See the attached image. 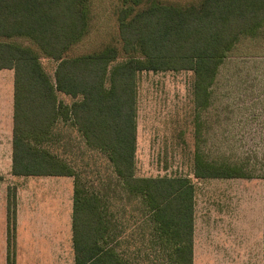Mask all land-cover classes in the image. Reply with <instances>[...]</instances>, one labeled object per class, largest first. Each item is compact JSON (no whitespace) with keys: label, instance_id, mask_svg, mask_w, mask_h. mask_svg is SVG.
I'll use <instances>...</instances> for the list:
<instances>
[{"label":"trees","instance_id":"trees-1","mask_svg":"<svg viewBox=\"0 0 264 264\" xmlns=\"http://www.w3.org/2000/svg\"><path fill=\"white\" fill-rule=\"evenodd\" d=\"M88 1L0 0V69L14 72L12 173L75 177L67 163L42 148L64 109L86 144L108 155L126 190L142 196L158 239L172 246L170 262L193 264L194 184L187 177L135 174L138 76L191 71L195 109L207 108L228 53L242 36H256L264 28V0H202L187 6L152 0L133 16L131 7L123 8L119 35L128 58L113 67L119 56L114 47L66 57L88 32ZM129 1L139 6L146 0ZM16 37L56 61L54 79L37 51L10 41ZM59 93L75 101L66 105ZM193 173L197 179L245 177L239 168L215 165L198 153ZM73 199L75 264H127L107 243L110 224L101 215L98 197L86 195L75 182ZM15 218L16 194L10 189L9 259L15 257Z\"/></svg>","mask_w":264,"mask_h":264},{"label":"rangeland","instance_id":"rangeland-1","mask_svg":"<svg viewBox=\"0 0 264 264\" xmlns=\"http://www.w3.org/2000/svg\"><path fill=\"white\" fill-rule=\"evenodd\" d=\"M150 1L133 6L125 0H89L88 32L66 57L114 47L119 56L111 66L124 62L128 56L120 40L119 12L131 7L133 16ZM158 1L187 6L198 5L202 0ZM10 41L39 53L24 37ZM39 54L42 66L53 79L56 61ZM9 76H3L4 83L9 82ZM193 80L191 71L139 74L135 174L148 178L187 177L192 181L197 264H204L205 258L208 264H261L264 28L256 36H242L228 53L219 67L205 109H195ZM58 97L68 105L75 101L62 93ZM64 112L61 109L51 138L42 148L74 170L75 177L62 182L65 191L76 182L86 195L94 193L98 197L101 215L110 224L111 238L107 243L127 260L125 263L172 264L167 257L172 246H165L158 239L159 230L142 196L126 190L108 155L89 147ZM197 153L215 165L237 167L245 177L197 179L193 173ZM39 179L35 182H40ZM41 180L53 184L61 179ZM8 262L12 264V257Z\"/></svg>","mask_w":264,"mask_h":264},{"label":"crops","instance_id":"crops-1","mask_svg":"<svg viewBox=\"0 0 264 264\" xmlns=\"http://www.w3.org/2000/svg\"><path fill=\"white\" fill-rule=\"evenodd\" d=\"M5 74L10 75L8 83H4ZM13 117L14 72L10 69H0V264L9 263L10 189H15L16 194L15 257H12V264H75L73 243L75 186H71L68 192L65 191L62 182L68 179L66 176L13 175ZM48 177H57L61 180L53 184L48 180L45 182L41 180ZM36 178H40V182H35ZM64 192L69 194L66 196ZM195 214L196 200L193 218V264H197ZM261 242V264H264V196ZM208 261L205 258L204 264H208Z\"/></svg>","mask_w":264,"mask_h":264}]
</instances>
